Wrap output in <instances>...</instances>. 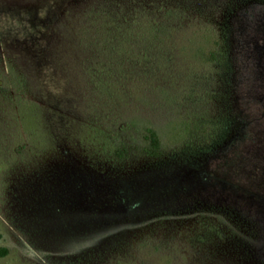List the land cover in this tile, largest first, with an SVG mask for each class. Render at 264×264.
<instances>
[{
    "label": "rangeland",
    "instance_id": "1",
    "mask_svg": "<svg viewBox=\"0 0 264 264\" xmlns=\"http://www.w3.org/2000/svg\"><path fill=\"white\" fill-rule=\"evenodd\" d=\"M144 5L187 13L149 65L99 44ZM224 23L226 68L206 60ZM0 248V264H264V1L0 0Z\"/></svg>",
    "mask_w": 264,
    "mask_h": 264
},
{
    "label": "trees",
    "instance_id": "2",
    "mask_svg": "<svg viewBox=\"0 0 264 264\" xmlns=\"http://www.w3.org/2000/svg\"><path fill=\"white\" fill-rule=\"evenodd\" d=\"M185 8L180 5L167 7L161 16L162 22L151 17V10L146 5L141 6L140 9L134 8L131 13L123 15V18L119 19L118 22L115 19H110L103 24L105 31L101 34L103 39L99 44L107 47V51H114L117 54L133 53L134 60L143 63V65L145 63L149 65L153 56L147 48L154 44L164 53L163 46L172 42L173 33L181 26L179 23L175 26L170 23L178 21L182 16L184 17L187 14ZM227 39L228 26L227 23H224L219 29V36L214 41L215 48L209 52L206 58L208 62L224 68L227 67ZM162 58L163 56H159V61ZM223 127L221 126L217 136L210 135L208 144L211 145L217 140V137L223 134ZM145 130L147 132L145 139L149 144L148 152L155 156L159 149L158 136L151 128ZM6 253V248H0V256H4Z\"/></svg>",
    "mask_w": 264,
    "mask_h": 264
}]
</instances>
